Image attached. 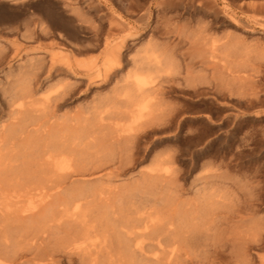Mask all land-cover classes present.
Masks as SVG:
<instances>
[{"label":"rangeland","instance_id":"obj_1","mask_svg":"<svg viewBox=\"0 0 264 264\" xmlns=\"http://www.w3.org/2000/svg\"><path fill=\"white\" fill-rule=\"evenodd\" d=\"M214 40L238 78L211 90L207 80L196 83L191 67L196 48ZM154 45L173 55L157 80L174 92L156 108L178 116L158 126L146 166L182 168L186 187L216 172L206 186L218 194L221 217L236 212L235 230L251 227L248 241L224 239L215 261L201 255L196 264H264V0H0V159L26 154L56 127L86 116ZM22 84L38 95L23 114L16 111ZM194 87L200 91L181 92ZM18 121L32 126L21 132Z\"/></svg>","mask_w":264,"mask_h":264},{"label":"bare ground","instance_id":"obj_2","mask_svg":"<svg viewBox=\"0 0 264 264\" xmlns=\"http://www.w3.org/2000/svg\"><path fill=\"white\" fill-rule=\"evenodd\" d=\"M222 48L215 40L196 48V83L207 80L212 90L227 77L231 85L236 81L233 61L224 59ZM148 50L133 59L135 73H127L99 105L86 107V116L56 127L26 154L8 163L0 159V264H194L201 255L215 261L224 239L234 246L239 236L250 239L251 227L241 225L237 232L236 212L221 217L218 194L208 191L219 174H202L186 187L182 168L146 166L158 126L178 116L170 111L164 117L156 108L174 92L157 80L170 69L172 52L156 45ZM36 93L23 85L16 111L22 113ZM19 122L21 132L32 126Z\"/></svg>","mask_w":264,"mask_h":264}]
</instances>
